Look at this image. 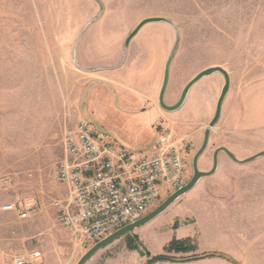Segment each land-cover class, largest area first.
Returning <instances> with one entry per match:
<instances>
[{
  "label": "rangeland",
  "instance_id": "obj_1",
  "mask_svg": "<svg viewBox=\"0 0 264 264\" xmlns=\"http://www.w3.org/2000/svg\"><path fill=\"white\" fill-rule=\"evenodd\" d=\"M73 4L81 32L80 81L75 93L72 83L43 84L50 102L47 129L18 131L17 141L8 148L10 161L0 173V264H11L15 252L30 247L43 252L36 264H77L91 247L71 241L57 221L54 203L67 194V187L56 180L55 168L64 153V136L78 119L90 121L135 152L152 147L157 128L186 138L188 181L207 129L209 144L198 160L202 170L212 168L214 151L221 146L239 159L264 151V0H73ZM150 17L161 21L145 24L126 49L129 35ZM176 36L166 103L175 104L200 71L221 67L229 87L213 126L210 122L226 82L220 71L197 81L179 109L159 105ZM37 92L40 89L34 87ZM174 191L162 192L157 206ZM9 201L33 206L35 214L20 219L16 212L1 210ZM174 239L186 240L188 250L172 249ZM214 248L224 252L204 251ZM161 254L176 260L153 259ZM204 254L214 255L181 261ZM85 264H264V155L241 164L220 152L212 175L202 177L146 227L112 242Z\"/></svg>",
  "mask_w": 264,
  "mask_h": 264
},
{
  "label": "built area",
  "instance_id": "obj_2",
  "mask_svg": "<svg viewBox=\"0 0 264 264\" xmlns=\"http://www.w3.org/2000/svg\"><path fill=\"white\" fill-rule=\"evenodd\" d=\"M148 150L132 151L78 119L64 136V153L56 163V180L67 187L56 200L58 223L71 241L87 248L115 230L135 222L154 209L162 192L177 190L188 182L186 152L189 141L168 128H157ZM5 211L20 219L35 214L33 206L8 202ZM39 249H23L11 264H36Z\"/></svg>",
  "mask_w": 264,
  "mask_h": 264
},
{
  "label": "crops",
  "instance_id": "obj_3",
  "mask_svg": "<svg viewBox=\"0 0 264 264\" xmlns=\"http://www.w3.org/2000/svg\"><path fill=\"white\" fill-rule=\"evenodd\" d=\"M79 36L73 0H0V173L10 161L8 148L17 141L18 131L47 129L50 102L43 84L72 83L74 93L78 88ZM34 87L40 93L35 94Z\"/></svg>",
  "mask_w": 264,
  "mask_h": 264
},
{
  "label": "water",
  "instance_id": "obj_4",
  "mask_svg": "<svg viewBox=\"0 0 264 264\" xmlns=\"http://www.w3.org/2000/svg\"><path fill=\"white\" fill-rule=\"evenodd\" d=\"M155 21H161V18H159V17H150V18H146L143 21H141L140 24L135 28V30H133V32L127 38L126 44H125L126 49H127L128 45H129L130 40L138 33V31L145 24L150 23V22H155ZM168 22L171 23L174 26V24L171 21H168ZM177 36H176V39H175L174 47L171 50V52L169 54V57L167 59L166 65H165L164 79H163V84H162L160 95H159L160 104L166 110L173 111V110L179 109L184 104L190 88L197 81H199L200 79H202L205 76H208V75L214 73L215 71H220L223 74H225L226 82H225V84L223 86L221 95L219 97L215 115H214L213 119L210 122V125L213 126L217 122V120H218V118L220 116L222 102L224 100V97H225V95H226V93L228 91V87H229V79H228V77L226 75V71L223 68H221V67H209V68H206V69L200 71L199 73H197L185 85V87L183 88V90L181 92L180 98L178 99V101L175 104L168 105V104L165 103V94H166V89H167V86H168V81H169V78H170V65H171V62H172V56L174 54V51H175V48H176V45H177V40H178ZM80 37H81V32H80L79 38L77 39V43L75 44V51L77 50ZM75 60H76L77 64L81 67V64L78 62L77 53L75 54ZM209 138H210V129H207L205 131V134H204L203 143H202L201 147L199 148V150L197 151V153L195 154L194 159H193V175H192L191 179L185 185H183L182 187H180L177 190H175L162 203H160L156 208L151 210L149 213H147L145 216H143L139 220H137L135 222H132V223H129V224H127V225L115 230L114 232L110 233L109 235H107L103 239H101L98 242H96L95 244H93L81 256V258L78 260L77 264H85L92 256H94L101 249L105 248L106 246H108L112 242H114L117 239L123 237L124 235L130 233L131 231L135 230L136 228H139V227L147 224L148 222H150L151 220L156 218L158 215L163 213L179 197H181L182 195H184L187 192H189L198 183V181L202 177L208 176V175H212L216 171V169L218 167V155L220 154V152H222V151L225 152L234 161H236L238 163H241V164L247 163L249 161H252V160L264 155V151H261V152L255 154L253 156H250L248 158L239 159V158L236 157V155L230 149H228L225 146H221V147H218L214 151L212 168L210 170H202L198 166V160H199L200 156L203 154V152L206 150V148H207V146L209 144Z\"/></svg>",
  "mask_w": 264,
  "mask_h": 264
},
{
  "label": "trees",
  "instance_id": "obj_5",
  "mask_svg": "<svg viewBox=\"0 0 264 264\" xmlns=\"http://www.w3.org/2000/svg\"><path fill=\"white\" fill-rule=\"evenodd\" d=\"M186 240H180V239H174L171 247L172 249H175L177 252H184L187 251L188 249L185 247V242ZM214 254H204V255H196V256H192V257H188V258H183L181 259V261H188V260H192V259H196V258H202V257H208V256H213ZM153 259L155 260H164V259H168V260H176V258L171 257L170 255H166V254H161L158 256H155Z\"/></svg>",
  "mask_w": 264,
  "mask_h": 264
}]
</instances>
